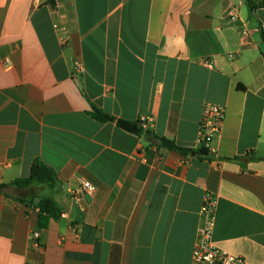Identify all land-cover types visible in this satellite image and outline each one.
Here are the masks:
<instances>
[{
	"label": "crops",
	"instance_id": "1",
	"mask_svg": "<svg viewBox=\"0 0 264 264\" xmlns=\"http://www.w3.org/2000/svg\"><path fill=\"white\" fill-rule=\"evenodd\" d=\"M262 34L247 0H0V185L57 174L0 194V264H196L206 194L214 246L264 264ZM207 104L226 117L203 160L93 116L198 150ZM35 194L63 210L46 228Z\"/></svg>",
	"mask_w": 264,
	"mask_h": 264
},
{
	"label": "trees",
	"instance_id": "2",
	"mask_svg": "<svg viewBox=\"0 0 264 264\" xmlns=\"http://www.w3.org/2000/svg\"><path fill=\"white\" fill-rule=\"evenodd\" d=\"M251 11H255L260 6L264 7V3L257 5L255 0H247ZM262 39L264 42V34H262ZM93 116L96 120L102 123L112 122L115 123L120 129L135 134L139 137L145 136L149 139L153 145H156L159 149H167L174 151L183 155H193L200 159L209 158L211 151L208 148L200 147L198 150L185 149L178 147L173 141L166 138H160L156 136L152 131L144 127L143 121H126L121 119H116L101 110H95ZM57 182L56 171L45 165L39 160L33 162L31 166L30 175L28 178L16 180L10 184L0 185V194L12 195V193L17 191L21 193L22 191L29 190L34 187L53 189ZM13 190V191H12ZM35 194L30 203L34 204L37 198ZM18 198H16L17 200ZM23 202L24 200H17ZM25 202V201H24ZM39 209V226L41 228H46L50 219H59L63 213L62 208L50 197L41 198L39 203L36 205Z\"/></svg>",
	"mask_w": 264,
	"mask_h": 264
},
{
	"label": "built area",
	"instance_id": "3",
	"mask_svg": "<svg viewBox=\"0 0 264 264\" xmlns=\"http://www.w3.org/2000/svg\"><path fill=\"white\" fill-rule=\"evenodd\" d=\"M247 32H244L246 34ZM226 117L225 108L207 104L203 109L200 125L199 146L210 149L215 137L221 133ZM144 127L148 120H142ZM96 188L88 181H81L80 189L74 194L76 199L92 196ZM216 201L210 194H206L201 208V228L199 243L193 251L192 259L196 264H248L244 258L230 255L213 244ZM33 238L37 240L39 234Z\"/></svg>",
	"mask_w": 264,
	"mask_h": 264
},
{
	"label": "water",
	"instance_id": "4",
	"mask_svg": "<svg viewBox=\"0 0 264 264\" xmlns=\"http://www.w3.org/2000/svg\"><path fill=\"white\" fill-rule=\"evenodd\" d=\"M35 202L38 203V202H39V198H36V199H35Z\"/></svg>",
	"mask_w": 264,
	"mask_h": 264
}]
</instances>
